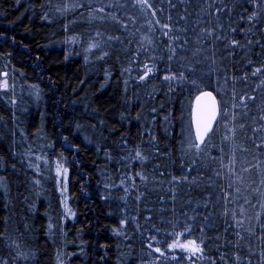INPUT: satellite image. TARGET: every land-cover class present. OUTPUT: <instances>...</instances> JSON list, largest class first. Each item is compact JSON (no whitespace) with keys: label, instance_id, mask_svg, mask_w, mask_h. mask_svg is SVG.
<instances>
[{"label":"trees","instance_id":"trees-1","mask_svg":"<svg viewBox=\"0 0 264 264\" xmlns=\"http://www.w3.org/2000/svg\"><path fill=\"white\" fill-rule=\"evenodd\" d=\"M148 4L0 0V264H264V4Z\"/></svg>","mask_w":264,"mask_h":264},{"label":"snow or ice","instance_id":"snow-or-ice-1","mask_svg":"<svg viewBox=\"0 0 264 264\" xmlns=\"http://www.w3.org/2000/svg\"><path fill=\"white\" fill-rule=\"evenodd\" d=\"M139 2H141L143 4H147V6L149 8L151 7V5L148 4V0H139ZM255 2L257 3V5L264 4V0H255ZM152 14L155 15L154 12ZM258 15H259V13L254 11L247 18L250 22H253L256 20ZM157 23H159V21H157ZM164 27H168V25H164ZM207 34L212 35L211 32H208ZM249 43H251V41H249ZM257 43H259V42L257 41ZM230 47L235 49L237 47H245V46L240 44L238 41L233 40L230 44ZM145 68H146V71H145L144 75L141 76V79H146L148 77V75L152 72L151 67H148L147 65H145ZM260 74H264V66L257 67L255 69V71L252 72V76H258ZM174 78L175 77H167V76L165 77V79H174ZM261 84L264 85V81H261ZM0 88H3V89L8 88L7 80H4L3 83L0 84ZM205 97L208 98V103H206L204 105H200V101ZM247 99L252 100V99H255V97L247 96ZM196 100H197V104L199 106L198 107V116H197V121H196V138L198 141H200L201 144H203V143H205V136H207L209 133H213V131H214L212 128V124L214 121H216L218 110H217V105H216V98L212 95L211 92H203L200 96H198L196 98ZM241 103H245V97L244 96L241 97ZM225 107H226V105H225ZM223 115L227 116V112H224ZM194 147L199 149L200 144H196V145H194ZM136 156L140 159H143L141 153H139V152L136 153ZM61 167L62 166L58 165L57 175H60ZM63 171H64V173H66L67 169H63ZM65 208H66V211H68L69 213L71 212V210L67 208V204H65ZM190 233H191V229L185 227V232L179 233V235L185 236V235L190 234ZM151 239L154 240L155 237H152ZM201 243H203V241H201ZM148 246H149V248H152L153 251L160 252L161 255H164V253L161 252V249L159 247L154 248L153 244L151 242H149ZM169 247L170 248H177V247L182 248L186 251L191 252L194 256L196 253L202 252L201 247L199 245H197L195 241H189L186 244H180L179 241H177L176 243L170 245Z\"/></svg>","mask_w":264,"mask_h":264},{"label":"water","instance_id":"water-1","mask_svg":"<svg viewBox=\"0 0 264 264\" xmlns=\"http://www.w3.org/2000/svg\"><path fill=\"white\" fill-rule=\"evenodd\" d=\"M205 92H211L212 93V95L216 98V105H217V110H218V114H217V118H216V121H214L213 122V124H212V128H213V130H214V128L216 127V125H217V123H218V121H219V117H220V105H219V101H218V98H217V96H216V94L213 92V91H211V90H209V91H205ZM202 94V93H201ZM200 94V95H201ZM200 95H198V96H200ZM197 96V97H198ZM196 97V98H197ZM196 98L194 99V102H193V110H192V123H193V129H194V135H195V138H196V121H197V116H198V104H197V100H196ZM206 103H208V98H203L201 101H200V105H204V104H206ZM210 134L211 133H209L207 136H205V141H206V139L210 136ZM196 140H197V138H196ZM197 142L198 143H200V141H198L197 140Z\"/></svg>","mask_w":264,"mask_h":264},{"label":"rangeland","instance_id":"rangeland-1","mask_svg":"<svg viewBox=\"0 0 264 264\" xmlns=\"http://www.w3.org/2000/svg\"><path fill=\"white\" fill-rule=\"evenodd\" d=\"M3 83V82H2ZM177 241H179V243L180 244H186V243H188L189 241H193V240H185V239H181V238H177V240H175L174 242H173V244L174 243H176ZM197 244V243H196ZM198 245V244H197ZM172 250H183V251H186V250H184V249H182V248H179V247H177V248H171ZM186 252H188V253H191V252H189V251H186Z\"/></svg>","mask_w":264,"mask_h":264}]
</instances>
